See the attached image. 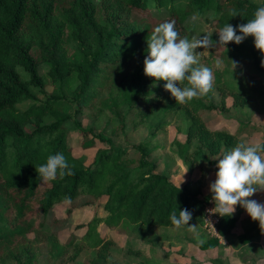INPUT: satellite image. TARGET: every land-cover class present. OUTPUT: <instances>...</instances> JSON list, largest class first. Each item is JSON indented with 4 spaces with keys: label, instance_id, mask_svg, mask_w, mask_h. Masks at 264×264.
Listing matches in <instances>:
<instances>
[{
    "label": "trees",
    "instance_id": "obj_1",
    "mask_svg": "<svg viewBox=\"0 0 264 264\" xmlns=\"http://www.w3.org/2000/svg\"><path fill=\"white\" fill-rule=\"evenodd\" d=\"M261 6L264 0H0V264H146L133 239L158 254L161 242L176 239L167 230H174V209L177 215L188 209L189 226L201 225L212 202L201 188L217 171L214 159L244 143L243 134L264 132L252 119L264 114V55L252 37L230 42L227 51L207 49L201 64L213 70V89L177 104L164 81L144 75L147 37L160 23L174 21L180 37L191 40L195 29L187 22L194 14H212L207 35L218 42L224 25L247 23ZM217 59L223 61L219 68ZM230 61L237 62L233 72ZM218 114L222 120L210 127ZM129 126L151 138L175 127L185 137L173 141L176 153L189 174L201 172L199 189L179 187L166 171H157L160 154L150 137L121 147L106 135H123ZM71 133L80 136L84 150L101 144L90 165L73 156ZM58 153L74 175L43 183L35 168ZM64 197L71 198L70 207L58 218L53 208ZM86 207L96 210L75 227L83 235L72 232L61 241L73 211ZM237 221L219 216V236L232 239ZM242 221L252 226L249 233L233 238L246 246L262 232L249 216ZM113 231L124 245L114 241ZM218 245L211 238L200 248Z\"/></svg>",
    "mask_w": 264,
    "mask_h": 264
},
{
    "label": "clouds",
    "instance_id": "obj_2",
    "mask_svg": "<svg viewBox=\"0 0 264 264\" xmlns=\"http://www.w3.org/2000/svg\"><path fill=\"white\" fill-rule=\"evenodd\" d=\"M197 18L198 14H194L191 19ZM216 33L218 42L211 39L212 34L189 40L180 37L174 21L160 23L147 37L144 75L155 81H164V90L171 94L177 104L205 96L213 89L214 83L213 70L200 63V57L208 52L207 49L218 47L227 51L226 45L230 42L239 45L247 37H252L255 49L264 55V6L258 7L247 23L235 28L227 23ZM200 48L205 51L198 53L196 50ZM230 62L233 72L237 62ZM222 64L221 59L215 61L217 68ZM261 66L264 67V60ZM181 84L185 86H179ZM214 160L218 163L215 180L209 186L214 203L210 213L221 217L231 216L239 205L252 221L258 222L261 232H264V204L250 199L258 191H264V145L238 143ZM35 170L43 183L74 175L63 153L49 155L46 163ZM63 202L70 204L71 198L64 197ZM169 219L174 230L187 226V231L196 235L197 243H204L199 238L197 226H189L192 213L188 209L180 210L179 215L174 209Z\"/></svg>",
    "mask_w": 264,
    "mask_h": 264
},
{
    "label": "rangeland",
    "instance_id": "obj_3",
    "mask_svg": "<svg viewBox=\"0 0 264 264\" xmlns=\"http://www.w3.org/2000/svg\"><path fill=\"white\" fill-rule=\"evenodd\" d=\"M254 3H260L262 0H251ZM212 14H209L202 18H197L196 20L190 19L187 24L190 27H194L195 32L193 37H201L208 34L210 31V25L212 24ZM198 53L204 51L203 48L196 50ZM201 63V57H200ZM214 99L217 103L220 101V96L217 92L213 93ZM227 106L232 105V99L228 98L226 101ZM217 114V113H214ZM219 115L217 120H214L209 123L210 127H214L217 122L222 120V117ZM211 114H207V117ZM254 123L264 126V114H255L252 117ZM230 123H228L229 125ZM230 128L234 129L235 124H230ZM108 137H111L113 142L121 147H130L136 145L138 142L142 141L146 136L149 138L150 135L143 129L132 130L129 126L126 128V133L123 135H111L109 132H106ZM244 143L248 145H256L264 142V132H255L251 136L243 134ZM70 143L72 146L73 156L80 158L85 157V165H90L94 159L95 153L101 144L97 143L93 148L84 150L80 148L79 142L81 140L80 136L77 133H71L69 136ZM151 147L156 146V154H160V158L157 161V171L162 172L166 171L170 176V180L177 186L182 187L188 185L190 191L194 192L199 189V182L195 181L197 177L201 176V172L198 169H195L191 174L186 171V167L183 165L179 156L176 153V147L173 145V141H184L185 137L178 133V131L173 126H169L166 130L162 132H157L155 137L151 138ZM200 180V179H199ZM215 180L214 173H209L206 177V181L201 188L203 194H208L209 186ZM252 200L264 204V191H258L252 197ZM70 207V204H60L54 206V212L58 218L65 216L66 210ZM214 208V203H208L203 212V221L202 224L197 226L199 233V238L204 242L211 238H217L219 245L208 251H204L200 248L201 244L197 243L196 235L187 231V229L182 230H169V233L176 235V239L172 241H163L160 244L158 254L152 255L148 250V246L145 245L142 241L133 239L134 247L136 249H144V262L146 264H215L214 261L219 259L224 264H264V233L262 232L258 239H255L251 244L242 246L239 242L234 241L236 235H239L243 232H248L250 227L249 224H246L242 220L248 215L243 211L239 205L236 206L234 216L238 218L237 224L232 230V239L229 237L223 238L220 237L217 232V223L219 220V215L211 214L210 209ZM96 208L86 207L82 209H76L72 213L73 224L70 228L62 231L59 235L61 241H65L69 235L73 232L78 236L83 235L84 229L76 230L77 225L85 224L88 222ZM100 217H104L106 214L100 210ZM250 233H252L250 231ZM112 237L114 241L119 245H124L125 238L120 236L117 232H112ZM166 253H168L166 255ZM139 259H132V263H137ZM141 261V260H140ZM142 264V263H140Z\"/></svg>",
    "mask_w": 264,
    "mask_h": 264
},
{
    "label": "crops",
    "instance_id": "obj_4",
    "mask_svg": "<svg viewBox=\"0 0 264 264\" xmlns=\"http://www.w3.org/2000/svg\"><path fill=\"white\" fill-rule=\"evenodd\" d=\"M264 233V232H263Z\"/></svg>",
    "mask_w": 264,
    "mask_h": 264
}]
</instances>
